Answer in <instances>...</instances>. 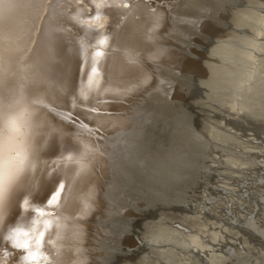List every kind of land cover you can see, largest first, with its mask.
<instances>
[{"label": "bare ground", "instance_id": "obj_1", "mask_svg": "<svg viewBox=\"0 0 264 264\" xmlns=\"http://www.w3.org/2000/svg\"><path fill=\"white\" fill-rule=\"evenodd\" d=\"M255 3L5 0L3 95L33 113L29 155L35 166L5 201L0 264H24L7 243L9 225L38 253L36 264H116L127 251L121 245L142 238L143 221L132 222L134 212L163 222L157 226L171 235L186 234L189 242L170 256L177 264H264V13L255 14L264 12V2ZM205 28L210 35H237L232 45L248 63L226 64L221 104L210 107L214 116L191 107L202 105L210 87L190 76L204 74V62L192 72L186 68L197 36L214 43L203 36ZM88 87L93 91L85 100ZM173 90L185 101L174 102ZM77 145L86 157L84 171L76 161L61 160ZM6 152H0V165ZM220 177H231L234 186ZM58 184L65 185L62 198L49 205ZM208 208L213 215L220 209L237 229L230 239L242 236L243 249L216 250L206 242L203 222L215 224L213 216L201 217Z\"/></svg>", "mask_w": 264, "mask_h": 264}, {"label": "rangeland", "instance_id": "obj_2", "mask_svg": "<svg viewBox=\"0 0 264 264\" xmlns=\"http://www.w3.org/2000/svg\"><path fill=\"white\" fill-rule=\"evenodd\" d=\"M256 1H257V4L255 3V5L258 7L259 6L261 7V5L264 2V0H256ZM232 10H234L233 14H237L235 12L236 10L234 8H232ZM260 13H264V12H262L261 9H258L255 14L259 15ZM226 16L228 17V14H226L225 17H223V19H222L223 22L227 21ZM230 21H232V20H230ZM205 30L203 29V31H202L203 36L208 38V39L214 40V43H210L211 44L210 45L209 41L201 38L200 36H197L195 38L194 45H192V53L187 58V59H189L190 63H193V64L189 65V63H188L186 66V68L190 72H192L193 70L196 69V66H198L197 65L198 63L204 62L203 64H204L205 69H206V72L204 74L198 75V74H195L193 72H192L193 74L190 73V76H194L196 78L197 77L202 78L204 80L205 85L207 84L208 86H210L209 88L206 86L207 88L205 89V96H204V100L202 103V105H204L203 110H202V107H199V106H202L201 104L199 105V103H196V104H198L196 107V104H194L193 102H192L193 104L191 103L192 109L194 111H195V109L197 111L199 110L198 113L200 112L201 115H203L202 112H204V115H206L205 113H207V115L209 113H212L213 110H217L216 105L221 104V99H219L217 97H219L221 91L223 90V87L227 83L225 81V77H224V70H226V68H229V67H227L226 64L228 63V65H236V64H239L238 60H241V59H242L243 63H245V64L247 63L246 61L243 60V58H240V54L241 53L243 54L244 52H242V50L238 49L236 46L232 45L235 43L236 44L239 43L237 35L236 36L228 35L229 34L228 32H221L220 30H217V32L213 33V35H210L208 32L211 30V28H208V29L205 28ZM256 40L258 43H261L263 38H256ZM220 49H222V50H220ZM245 52L250 53L251 51L248 52V49H245ZM191 57H193L195 61H192ZM230 57H232V58H230ZM225 60H227V61H225ZM198 70H199V68H198ZM172 93H173L172 94V100L174 99L173 100L174 102L179 103V102L185 101L182 98V95L179 93V91L173 90ZM173 95H176L177 97L173 96ZM229 100H231V98ZM195 101H197V99ZM210 107H212L213 110ZM207 109H209V110H207ZM211 115L209 114V116H211ZM212 116H214V112H213ZM249 133L250 132H248V134ZM250 134L248 135L249 137H251ZM249 169H251V168H249ZM247 170H248V168L246 169V171ZM248 171L250 173V170H248ZM231 175L234 176V174H231ZM236 175L237 174H235V176ZM262 179H263L262 184L264 186V174H263ZM220 180L221 181L224 180L225 182L227 181L225 178L223 179V177L222 178L220 177ZM228 180H230L232 182L234 179H231V177H230V179H228ZM230 181L226 182V184L227 183L230 184V185L227 184L228 187L229 186L232 187V185L235 183V181H233V183L231 184ZM248 186H249V184L246 185V188L249 191ZM209 208H211V207H209ZM209 208H208V210H209ZM218 210H220V209L216 208L214 210L216 212H219L218 214L215 212L214 215L212 214L213 212L212 213L210 212V210L209 211L206 210L207 213L202 210V212H203V215L201 216L202 218L209 214L208 216H210V217L213 216V218H211V220L215 222V224L213 223L214 226H211L212 224L210 225V223H207L206 221H205V223L203 222V225H205L203 227H206V229H200V232L201 233L204 232L205 234L204 233L203 234L206 235V238H208V239H206L205 236L202 234L204 236L203 238L206 239V242L209 243L210 245H212V247L214 249H216L217 247L219 248L216 250H221V249L230 250L234 247L235 244H237L238 247H240V249H243L244 245L242 244V236L237 235L238 240L234 239V241H233V239H230V236L232 235L230 233L236 232L237 229L232 228L230 226V225H232L230 223V221H228V222L225 221L226 219L223 218L222 215H220V214H222V213H220L221 211H218ZM202 212H201V214H202ZM218 215L220 217H217ZM131 216H132L131 218L133 219L132 222L143 221V223H141V225H140V230H139L141 232L140 234L142 236L143 242L140 240V243L138 244V243H134L130 239L127 240L126 242H124L122 244L124 246L121 245V247H123V249H127V251L121 253V255H122L121 259L122 260L119 257L116 264H177V263H175V261H173L174 258H171V257L176 256V253L183 247V243L189 242L186 239V234H182L181 230H179L177 233L175 232V233H172V235H171L169 229H165L163 226H161V227L157 226V223H159V222L156 223V222H152V221H146V220H150V218L146 217L145 215H143L142 213H139V212H134L133 214H131ZM205 220H209V218H206ZM222 221H224V222H222ZM225 222H226V224H225ZM159 224L165 225L163 222L162 223L160 222ZM204 230L207 232V234ZM225 230L227 232H225ZM217 232H218V234H220V232H221L222 236H221V238L218 237V241L213 242L212 241V234H215ZM225 233L227 234V236ZM223 234L225 236H223ZM233 236H231V237H233ZM224 237H226V239ZM235 237L236 236H234V238ZM247 237L249 239H252L253 241H256V239L252 236L250 237V235H248ZM222 238H224V239H222ZM240 238H241V240H240ZM219 240H220V243H218ZM224 240H226V241H224ZM230 240H232V241H230ZM221 241L222 242L224 241V243H222ZM229 241H230V243H229ZM211 242H213V243H211ZM217 243L220 244L221 247H219V245H216ZM184 247L187 248L188 254L189 253L195 254L196 250L193 248V246H191V245L187 246L186 245ZM175 259H178V257ZM200 262H201V264H205L206 261L204 259H202ZM222 264H224V263H222Z\"/></svg>", "mask_w": 264, "mask_h": 264}, {"label": "snow or ice", "instance_id": "obj_3", "mask_svg": "<svg viewBox=\"0 0 264 264\" xmlns=\"http://www.w3.org/2000/svg\"><path fill=\"white\" fill-rule=\"evenodd\" d=\"M5 0H0V6L4 4ZM87 2V0H86ZM14 6V5H12ZM126 6V5H125ZM2 14V10H0ZM102 15V13H99ZM99 43L105 44L106 40H100ZM101 56V52L96 53ZM97 69L92 68V72L96 73ZM87 75V73H86ZM5 86V75L2 68V59H0V152H5L7 159L0 165V225L6 224L3 208L5 201L8 198L10 190L20 187L22 178L25 176L30 168L35 165L30 158V138L33 135V113L29 110L27 105H22L20 99H12L11 102H6L3 95ZM103 85H97L95 90L102 89ZM93 89L88 87L83 96V99H88ZM81 99V97H77ZM33 103H42V101L34 100ZM13 153H15L13 155ZM79 157V159H77ZM76 161L79 165V171L87 169V164L84 162L86 157L83 155L82 149L79 145L71 150L67 155L61 153V160ZM65 190L64 184H58L55 193L48 200L51 205L53 201L62 198L61 193ZM31 206V200L26 201ZM27 212V209H25ZM27 235V233H24ZM44 236V233H41ZM0 238H3L0 236ZM7 243L16 251L15 260L19 261L24 257V264H36V257L38 253L32 249L28 243L20 239L19 229L9 225Z\"/></svg>", "mask_w": 264, "mask_h": 264}, {"label": "water", "instance_id": "obj_4", "mask_svg": "<svg viewBox=\"0 0 264 264\" xmlns=\"http://www.w3.org/2000/svg\"><path fill=\"white\" fill-rule=\"evenodd\" d=\"M216 115H218V113H216ZM140 237V236H139ZM135 238V237H134ZM140 240L142 241V238H138L136 239L137 243L139 244L140 243ZM143 242V241H142ZM200 254V253H199Z\"/></svg>", "mask_w": 264, "mask_h": 264}]
</instances>
